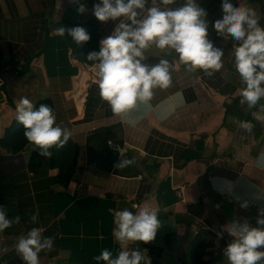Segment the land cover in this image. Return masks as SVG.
<instances>
[{"label": "crops", "instance_id": "obj_1", "mask_svg": "<svg viewBox=\"0 0 264 264\" xmlns=\"http://www.w3.org/2000/svg\"><path fill=\"white\" fill-rule=\"evenodd\" d=\"M95 2L80 0L88 11L79 14L70 0H0V139L16 120L20 98L27 97L34 107L50 99L57 124L78 145L67 184L58 183L59 170L49 158L30 167L34 150L28 142L17 152L0 147V206L10 219H21L0 232V264H23L15 245L32 227L55 237L53 249L40 253V264H95L102 249L118 250L115 212L145 205L159 211L162 223L154 241L138 245L151 264H228L223 255L233 239L228 227L232 221L257 226L258 209L264 208V98L254 109L240 103L236 42L218 36L209 24V39L224 50L223 67L212 75L189 71L174 50L152 45L142 63L151 67L167 59L170 86L154 88L148 101L114 115L100 97L98 61L87 56L99 51L100 41L122 19L131 22L98 21L91 11ZM197 3L210 22L222 17L221 0ZM151 6L149 0L146 7ZM248 6L264 25V0H248ZM75 26L87 30L88 42L78 45L67 31L64 36L57 31ZM241 121L251 122L250 132ZM109 141L120 150L113 151ZM122 159L133 164L118 168Z\"/></svg>", "mask_w": 264, "mask_h": 264}, {"label": "clouds", "instance_id": "obj_2", "mask_svg": "<svg viewBox=\"0 0 264 264\" xmlns=\"http://www.w3.org/2000/svg\"><path fill=\"white\" fill-rule=\"evenodd\" d=\"M77 5V12L88 11L80 0H70ZM149 0H97L92 14L100 22L122 19L113 33L100 41L99 51L88 54L89 61H98L96 71L100 97L106 101L114 115H122L133 109L137 102H146L152 97L154 88L166 89L171 84L167 59L149 67L142 63L144 52L152 45L160 50L172 49L178 54L179 62L189 71L197 69L212 75L223 67L224 50L214 47L209 39V24L216 34L235 41L233 47L234 67L241 78V104L254 109L264 98V25L257 11L248 6V0H221L222 17L210 22L206 9L197 0H184L183 6L170 7L177 0H151L153 6L146 7ZM139 10V11H138ZM59 35L65 32L72 40L82 45L90 40V34L82 26L60 27ZM264 109V105H261ZM16 120L23 126V135L38 155L51 158L53 148L67 143L71 132L57 124L54 109L48 104H34L27 97H21L16 105ZM261 113L253 111L252 116L260 119ZM240 127L250 132L253 125L241 121ZM133 164L122 159L116 165L125 168ZM247 208V202L241 204ZM163 211H169L164 208ZM39 210L30 216V223L36 225ZM19 216L9 218L5 208L0 206V232L20 223ZM159 211L140 207L138 211L128 208L118 210L113 216L112 236L118 245L114 253L104 248L93 257L95 264H151L146 249L140 243L155 240L161 227ZM255 227L247 221L242 224L232 221L227 231L233 237L223 250L228 264H264V208L258 209ZM42 227H32L22 235L15 251L23 264H40V253L51 251L55 237L44 235ZM222 237L223 232L218 233ZM137 245V247H132Z\"/></svg>", "mask_w": 264, "mask_h": 264}, {"label": "trees", "instance_id": "obj_3", "mask_svg": "<svg viewBox=\"0 0 264 264\" xmlns=\"http://www.w3.org/2000/svg\"><path fill=\"white\" fill-rule=\"evenodd\" d=\"M42 103L48 104L50 107H52V101L50 99H45L38 102L34 108H38ZM23 132V126L17 120H15L13 125L7 129L5 136L0 139V147L13 152L21 150L28 142L24 137ZM51 151L52 156L50 159L52 161V166L58 168L59 170L56 180L60 184H67L70 181L77 165L78 145L73 140L72 136H70L67 143L64 144L63 147L59 149L53 148ZM43 158L44 157L38 155V153L34 151L30 167L36 169ZM152 249L156 253H160L162 250L160 247H152Z\"/></svg>", "mask_w": 264, "mask_h": 264}, {"label": "built area", "instance_id": "obj_4", "mask_svg": "<svg viewBox=\"0 0 264 264\" xmlns=\"http://www.w3.org/2000/svg\"><path fill=\"white\" fill-rule=\"evenodd\" d=\"M109 145L113 151H119L120 150V146L113 141H109ZM179 192L181 193V190H179Z\"/></svg>", "mask_w": 264, "mask_h": 264}]
</instances>
